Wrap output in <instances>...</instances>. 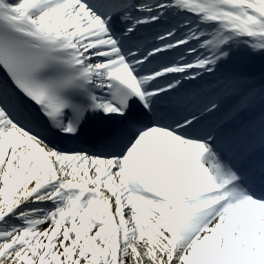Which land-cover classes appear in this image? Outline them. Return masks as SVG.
<instances>
[{
  "label": "snow or ice",
  "instance_id": "6c2138e0",
  "mask_svg": "<svg viewBox=\"0 0 264 264\" xmlns=\"http://www.w3.org/2000/svg\"><path fill=\"white\" fill-rule=\"evenodd\" d=\"M237 56L264 0H0V264H264Z\"/></svg>",
  "mask_w": 264,
  "mask_h": 264
},
{
  "label": "bare ground",
  "instance_id": "6f19581e",
  "mask_svg": "<svg viewBox=\"0 0 264 264\" xmlns=\"http://www.w3.org/2000/svg\"><path fill=\"white\" fill-rule=\"evenodd\" d=\"M175 22V21H173ZM176 53H173V56H175ZM264 67V60H261V58H250L247 56H237L234 57L230 62H228L224 68L223 71L230 72V73H241V74H250L255 77L257 83H259L260 75H261V68ZM220 78V74L217 75V77H210L205 76L206 82H213L217 81ZM186 87H192L191 85H186ZM212 84L207 83L205 84V88L202 92L203 96H210L212 95ZM195 102V101H194ZM34 108L35 106L32 105ZM260 112L259 105L257 106L254 113L249 114L254 116L255 118H258Z\"/></svg>",
  "mask_w": 264,
  "mask_h": 264
}]
</instances>
